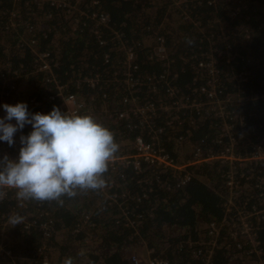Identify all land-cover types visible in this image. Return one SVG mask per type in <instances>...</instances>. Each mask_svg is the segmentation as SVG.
Here are the masks:
<instances>
[{
  "label": "trees",
  "instance_id": "16d2710c",
  "mask_svg": "<svg viewBox=\"0 0 264 264\" xmlns=\"http://www.w3.org/2000/svg\"><path fill=\"white\" fill-rule=\"evenodd\" d=\"M83 1L84 10L107 13L109 24L101 26L85 18L75 23L62 11L48 4L39 9L30 0H0V108L2 100L12 94L28 93L25 105L16 108L21 110L25 128L19 130V138H1L0 182L13 177L11 168L16 164L24 166L23 179L28 182L38 172L64 166L53 170L41 199L0 185V244L12 256L0 257V264H36L43 246L49 261L37 264H131L129 252L141 245V237L149 239L171 264H201L192 259L185 244L201 242L208 234V223L223 222L226 170L218 164L194 169L191 181L177 187L178 177L173 173L148 166L136 173L122 166L121 158L138 153L133 140L141 132L136 118L118 119L120 111L128 110L122 105L126 91L115 82L123 80L124 52L120 48L137 47L141 101L165 99L163 93L154 97L144 86L149 77L159 80L162 75L194 99L192 88L205 83L195 66L213 54L219 64L222 97L239 90L244 93L245 105L231 123L258 143L264 140V0H194L186 20V10L174 4L182 0H95L99 8H93V0ZM13 13L21 16L15 30L11 27ZM154 33L166 40L170 51L166 64L148 59L144 46ZM99 37L109 45L99 46ZM31 39L37 42L34 47L39 53L51 54L58 79L68 83V91L85 103L82 114L68 120L61 130L58 118L64 108L51 99L53 92L48 91L45 74L38 71L35 55L26 45ZM107 53L109 63L104 60ZM243 71L249 73V79L238 82L235 75ZM80 74L98 75L96 88L78 90L75 85ZM240 118L244 120H237ZM158 123L167 130L161 146L177 162L189 157L192 145L206 144L215 152L222 148L215 144L222 124L205 112H188L179 121L162 119ZM75 128L92 144L94 156L100 160L98 178L84 174L82 166L72 165L84 157L72 132ZM248 145L242 149L246 151ZM114 156L118 161L110 162ZM240 192L239 202L247 203L243 206H259L264 183L242 185ZM125 216L137 221L140 238L135 237V229L126 226ZM18 220L32 226L24 229ZM44 223L52 227L49 239L39 230ZM232 230L231 235L224 234L226 244H219L212 264H257L258 258L249 254L247 245L242 250L235 247L245 233L235 225ZM256 230L264 259V220Z\"/></svg>",
  "mask_w": 264,
  "mask_h": 264
},
{
  "label": "built area",
  "instance_id": "2783aa9c",
  "mask_svg": "<svg viewBox=\"0 0 264 264\" xmlns=\"http://www.w3.org/2000/svg\"><path fill=\"white\" fill-rule=\"evenodd\" d=\"M13 1L17 3L20 0ZM30 2L34 7H38L39 9H42L44 4H48L56 11L60 10L71 16L75 23H81L83 18L92 20L101 26H107L110 22V17L105 12H100L99 10L89 12L88 10H84L83 0H30ZM174 4L179 7L183 6V9L186 10L184 11V19H189L190 15L187 9L194 4V0H182ZM199 4H201V1ZM91 5L93 8H99L98 1H91ZM19 20H21L20 14L13 13L11 15V27L14 30L17 28L15 22ZM97 40L98 45L101 47H107L109 45L101 37ZM118 40L122 43L121 38ZM26 45L35 55L38 71L45 74V84L48 91L53 92L51 99H56L63 105V112L58 118V128L61 130L62 125L68 120L73 121L82 114L85 103L77 94L68 91V83L58 79L55 73L57 63L51 58L50 53H39L38 50H35L34 46L37 45V42L33 39L28 40ZM144 47L148 50V59L151 61L158 60L163 62V64L168 63L170 51L164 37L154 33L151 37V42H147ZM120 50L124 52L121 63L123 80H115V82L123 87L124 92L126 91L122 105L125 109L128 108V110L123 111V109V112L120 111L118 119L127 121L132 117L136 118L139 122V130L141 132L133 140V144L136 146L138 153L134 157L121 158L122 166L126 168L130 167L136 173H141L144 166L155 167L166 173H173L178 177L177 187H184L191 181L193 175L192 170L194 169L212 164L221 166L226 170L223 175V185L226 191L223 222L213 221L208 223L206 226L208 234L201 237V242L189 240L186 242L185 247L189 250L193 260L201 264H212L215 251L219 244H226L224 242V234L231 235L233 225H235V227L245 233V238L236 241V249L242 250L247 245L249 254H254L258 258L257 262H259L256 263L264 264L256 230L258 224L264 220L263 194L260 195L261 198H258L259 204H261L259 206L252 205L250 208H247L243 206L247 203H243L242 205L239 202L241 198L240 187L242 185L264 183V140L258 143L253 141L247 133L238 131L237 125L231 123L236 118L237 111L245 105L244 93L239 90L235 95L227 96L226 98L222 97L221 86H219L217 80L220 74V69H218L219 64L215 56L210 54L203 60H199L195 66V69L198 70L197 73L205 79V83L192 88L191 91L194 99L186 97L180 90L174 87L172 79L162 75L159 80L155 76L149 77L144 86H147L148 92L152 93L154 97L163 93L165 99L158 97L152 101H141L138 92L142 84L139 83V78H136L139 71L138 63H136V57L138 55L137 47L133 45V47L129 48L122 45ZM110 58V54L107 53L104 59L106 63L111 61ZM231 58L233 56H229V59ZM14 75H17V73L15 72ZM79 76L75 85L78 90H81L83 86L90 89L96 88L99 78L98 75L81 76L80 74ZM174 78H178V75L174 74ZM235 78L238 82L248 81L249 73L243 71L242 73L236 74ZM188 112H195L197 114L205 112L213 119L221 122L222 127H220V133L216 136L215 144L222 146V148L215 152L208 149L206 144L192 145L189 157L184 162H177L161 146V138L166 136L167 130L158 121L162 119L179 121L181 115ZM237 120L244 119L240 118ZM239 125L240 127L244 126L243 121ZM72 132L74 133V137L77 138L79 148L84 150L83 159L78 160L72 165L82 166L83 172L87 176L94 178L100 177L98 170L100 160L94 156L92 144L85 137L78 134L77 128L72 130ZM244 144H249L246 151L242 149ZM109 161L114 163L118 160L114 156ZM63 167L45 169L43 172L35 174L32 180L28 182L23 179L25 172L24 166L22 164H16L11 168L14 174L13 177L6 179L2 183L0 182V185L5 190H17L19 193H27L34 198L41 199L48 179L54 175L55 170ZM125 220L126 226L136 230L135 237L140 238L141 234L138 231L139 224L137 221L131 220L127 216H125ZM18 222L23 225L24 229L32 226L27 221L18 220ZM51 228L48 223L40 225L39 230L44 238L49 239L51 237ZM139 230L141 231L140 228ZM139 243L141 245L134 248L135 252H129L131 264H171L167 258L161 256L162 253L149 239L145 240L141 237ZM142 247H144L143 251ZM45 250L46 247L43 246L39 252L40 258H37L38 260L35 262L36 264L39 261H42V263L49 261L48 256L45 255ZM0 252H2L3 257H12L5 250V247ZM140 254H146L147 259L143 260Z\"/></svg>",
  "mask_w": 264,
  "mask_h": 264
},
{
  "label": "crops",
  "instance_id": "0c3cea01",
  "mask_svg": "<svg viewBox=\"0 0 264 264\" xmlns=\"http://www.w3.org/2000/svg\"><path fill=\"white\" fill-rule=\"evenodd\" d=\"M25 92V90H24ZM28 93L20 96L14 97L12 99H4L1 102V114H0V146H1V138L5 139H14L19 138L20 132L19 130L25 128L22 126L24 124V119L21 117V110H17L16 108H22L25 105L26 96ZM16 98V99H15ZM18 102H21V104ZM6 141V140H5ZM4 141L2 148L6 145ZM1 156V154H0ZM3 240L6 239V236L3 235ZM4 247L3 244L0 245V251ZM137 251V250H136ZM141 251V250H140ZM0 257H2V252H0Z\"/></svg>",
  "mask_w": 264,
  "mask_h": 264
},
{
  "label": "rangeland",
  "instance_id": "374dc122",
  "mask_svg": "<svg viewBox=\"0 0 264 264\" xmlns=\"http://www.w3.org/2000/svg\"><path fill=\"white\" fill-rule=\"evenodd\" d=\"M26 94V93H25ZM25 94H23L24 95V97H25ZM13 95V94H12ZM11 95V97H10V99H12V98H14L15 96H12ZM28 96V95H27ZM27 96H26V98H27ZM16 99V98H15ZM184 161V160H183ZM1 245V244H0ZM144 250V247H142V251ZM140 257L143 259V260H146L147 259V256H146V254H140Z\"/></svg>",
  "mask_w": 264,
  "mask_h": 264
},
{
  "label": "bare ground",
  "instance_id": "6f19581e",
  "mask_svg": "<svg viewBox=\"0 0 264 264\" xmlns=\"http://www.w3.org/2000/svg\"><path fill=\"white\" fill-rule=\"evenodd\" d=\"M98 80H99V78H98Z\"/></svg>",
  "mask_w": 264,
  "mask_h": 264
},
{
  "label": "flooded vegetation",
  "instance_id": "af4514ba",
  "mask_svg": "<svg viewBox=\"0 0 264 264\" xmlns=\"http://www.w3.org/2000/svg\"><path fill=\"white\" fill-rule=\"evenodd\" d=\"M189 153H190V151H189Z\"/></svg>",
  "mask_w": 264,
  "mask_h": 264
}]
</instances>
